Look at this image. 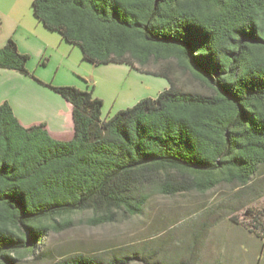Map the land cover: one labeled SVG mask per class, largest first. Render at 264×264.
I'll list each match as a JSON object with an SVG mask.
<instances>
[{"label":"trees","instance_id":"16d2710c","mask_svg":"<svg viewBox=\"0 0 264 264\" xmlns=\"http://www.w3.org/2000/svg\"><path fill=\"white\" fill-rule=\"evenodd\" d=\"M32 6L45 28L79 46L86 61L126 64L165 77L169 87L103 119L93 87L47 83L72 105L67 141L45 123L23 125L9 101L0 104V264H23L50 231L71 226L75 213L90 211L86 222L95 226L141 214L157 194L206 192L221 183L241 195L264 188V0ZM29 59L13 39L0 48V69L35 77ZM176 72L195 86L181 87ZM248 217L264 230L257 214ZM125 263L80 251L48 264Z\"/></svg>","mask_w":264,"mask_h":264},{"label":"rangeland","instance_id":"374dc122","mask_svg":"<svg viewBox=\"0 0 264 264\" xmlns=\"http://www.w3.org/2000/svg\"><path fill=\"white\" fill-rule=\"evenodd\" d=\"M50 59L53 84L81 90L93 87L94 97L104 103L103 119L143 98H156L169 87L165 77L143 74L126 64L84 62L81 48L75 45L63 43ZM176 74L184 89L195 86ZM240 190L221 183L206 192L157 194L141 214L95 226L86 222L90 211L75 213L71 226L50 231L36 253L26 254L22 262L48 264L81 251L122 256L125 264H264V230L248 217L251 211L264 222V188L244 195ZM45 252L46 261L41 260Z\"/></svg>","mask_w":264,"mask_h":264},{"label":"crops","instance_id":"0c3cea01","mask_svg":"<svg viewBox=\"0 0 264 264\" xmlns=\"http://www.w3.org/2000/svg\"><path fill=\"white\" fill-rule=\"evenodd\" d=\"M32 2L0 0V48L13 39L19 50L30 56L27 68L35 76H27L13 69H0V104L9 101L23 125L45 123L54 138L67 141L74 133L72 105L49 88L47 83L56 80L49 68L54 50L61 48L63 43L72 44L67 43L59 33L60 38L55 36L57 32L45 28L35 16ZM47 57L49 59L43 64ZM82 59L87 62L83 52Z\"/></svg>","mask_w":264,"mask_h":264}]
</instances>
